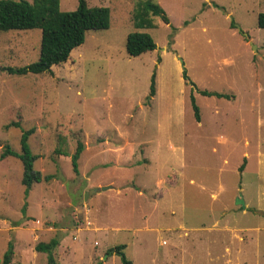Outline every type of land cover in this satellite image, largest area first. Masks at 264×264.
<instances>
[{
	"label": "rangeland",
	"instance_id": "obj_1",
	"mask_svg": "<svg viewBox=\"0 0 264 264\" xmlns=\"http://www.w3.org/2000/svg\"><path fill=\"white\" fill-rule=\"evenodd\" d=\"M138 1L86 0L110 25L52 74L3 71L38 59L41 32L0 30V157L34 128V168L53 176L25 193L19 158H0V260L12 240L14 261L48 264L35 245L59 236L56 264H122L117 245L132 264H264V0H153L169 22L129 56Z\"/></svg>",
	"mask_w": 264,
	"mask_h": 264
},
{
	"label": "trees",
	"instance_id": "obj_2",
	"mask_svg": "<svg viewBox=\"0 0 264 264\" xmlns=\"http://www.w3.org/2000/svg\"><path fill=\"white\" fill-rule=\"evenodd\" d=\"M60 0H0V30H28L37 28L41 32L40 48L38 59L22 67H3L2 70L8 74H27V73H48L52 74V68L65 63L71 51L83 44L88 30H102L110 25V11L104 6H88L86 0H78L76 9L71 11H61ZM160 16L165 22L168 17L164 9L153 0H139L137 7L132 15V22L135 31L127 34L125 48L129 56H139L142 53L152 51L156 44L152 36L141 31L142 29L153 28L155 26L153 18ZM257 25L264 29V12L258 14ZM185 82L191 86L190 102L196 121H199V108L196 105L193 89L195 85L189 81L186 72H182ZM155 74L151 76L149 95L155 94ZM204 96H215L218 98L229 99L225 93L198 90ZM20 127L18 121H10L5 126ZM34 132V128L23 130L20 137V151L14 152L5 146L0 158L15 156L22 164L21 183L28 193L35 182L42 180L49 181L52 175H42L34 168L37 156L32 152L28 138ZM84 145L78 142L74 153L71 156L73 170L78 174V159L83 151ZM245 158L238 170L242 171L245 166ZM60 243L59 236H55L48 242H39L35 245L37 252L47 254V263L56 264L54 250ZM124 245H117L111 249L112 252L120 256L122 264H132L122 250ZM14 245L12 240L8 242L6 250L3 252L0 264H21L13 260Z\"/></svg>",
	"mask_w": 264,
	"mask_h": 264
},
{
	"label": "water",
	"instance_id": "obj_3",
	"mask_svg": "<svg viewBox=\"0 0 264 264\" xmlns=\"http://www.w3.org/2000/svg\"><path fill=\"white\" fill-rule=\"evenodd\" d=\"M107 187H102V190H105ZM87 194L85 195V198H87ZM235 204H238L240 205V207L243 209L245 208V203L241 197V195L239 194L237 197H236V201H235Z\"/></svg>",
	"mask_w": 264,
	"mask_h": 264
}]
</instances>
